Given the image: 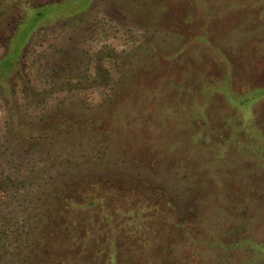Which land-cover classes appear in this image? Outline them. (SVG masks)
I'll list each match as a JSON object with an SVG mask.
<instances>
[{"label":"trees","instance_id":"obj_1","mask_svg":"<svg viewBox=\"0 0 264 264\" xmlns=\"http://www.w3.org/2000/svg\"><path fill=\"white\" fill-rule=\"evenodd\" d=\"M23 8L8 48L0 55V93L5 111L0 137L5 136L6 130L13 131L47 160L53 155L62 156L60 144L85 138L88 147L98 150L92 158L96 165L106 159L111 146L113 152L125 157L141 153L145 159L138 165L146 166L152 157L160 158L162 154L158 149L161 140L154 141L152 135L146 137L144 129L154 123L157 131L164 130L168 115L175 116L174 122L181 126L183 136L187 133L202 139L199 135H204L213 147L224 143L222 149L216 146L218 161L225 159L226 153L245 149L264 156V81L236 90L232 87L234 71L230 67L225 74L226 86H218L222 100H215L219 104L209 93L210 100L200 99L204 101L199 100L196 115L190 118L185 112L174 114L173 98L164 97L162 91L157 96L142 81L132 83L120 99H111L102 113L77 112L57 104L29 118L17 100L11 80L22 73L27 40L58 7L45 4ZM97 72L104 77L105 67H97ZM32 87L28 83L26 97L34 99L38 93ZM113 90L118 92L117 88ZM190 97L186 98L191 100ZM140 140L149 145L140 147L147 149L144 152L139 146L128 145ZM173 142V149L169 144L162 152L170 149L169 152L182 153L183 146ZM74 149L84 152L80 146ZM81 156L85 161L91 160L85 153ZM261 165L247 168L251 179ZM14 167L19 171L20 166ZM13 173L0 168V264H254L255 260L245 257L253 253L264 257V237L258 238L254 228L256 221L264 219V211L260 215L241 210L237 195L224 193V181L216 185L209 180V194L205 199L196 195L199 209L191 211L179 206L162 183L149 178L135 180L125 169L120 175L117 171L102 174L96 169L78 171L68 179L64 178L67 172H57L44 181L36 178V182L21 180L20 176L11 179ZM199 182L205 183L204 178ZM261 188L257 182L251 188H243L240 195L256 201L262 197ZM159 195L161 202L155 200ZM194 212L201 219L198 229ZM206 212L209 213L203 218Z\"/></svg>","mask_w":264,"mask_h":264},{"label":"rangeland","instance_id":"obj_2","mask_svg":"<svg viewBox=\"0 0 264 264\" xmlns=\"http://www.w3.org/2000/svg\"><path fill=\"white\" fill-rule=\"evenodd\" d=\"M0 1V55L8 48L10 34L22 18L24 5L58 7L27 40L21 60L22 73L11 80L17 100L29 118L57 104L77 112L102 113L111 99L117 96L120 99L135 81L147 83L157 96L161 91L164 97L171 96L174 114L185 112L190 118L196 115L200 99L210 100L209 93L216 105L219 104L216 98L222 100L218 86H226L228 67L234 71L231 81L236 90L264 81V0ZM99 66L105 67L104 77L98 75ZM210 82H213L211 88ZM28 83L38 93L34 99L26 97ZM115 88L118 92H114ZM189 95L191 100L186 98ZM3 100L0 93V127L5 116ZM262 106L264 112V100ZM159 114L162 117V110ZM174 118L165 116L164 130L157 131L159 128L155 129L154 123L144 129L146 137L152 135L154 141L161 140L160 152H154L162 154L160 158L152 157L146 166L138 165L145 159L141 153L125 157L113 152L111 146L106 159L96 165L92 158L98 155V150L88 147L85 138L60 144L57 154L62 156L53 155L47 160L32 149L33 144L6 130L5 136L0 137V168L15 171L11 179L20 176L21 180L27 178L33 182L36 178L44 181L57 172H67L64 178L68 179L78 171L96 169L102 174L117 171L120 175L125 169L135 180L149 178L162 183L179 206L191 211L199 209L196 195L205 199L209 194V180L216 185L224 181V193L236 194L241 210L261 215L264 156L245 149L226 153L225 159L218 161L217 147L224 148V143L213 147L204 135H199L202 139L187 133L183 136ZM173 141L183 146L182 153L169 152L167 148V153L162 152L169 144L172 147ZM128 145L139 146L141 152L147 150L140 148L144 140ZM79 146L84 152L74 149ZM84 153L91 160L85 161L81 156ZM257 164L262 165L251 179L248 169ZM14 166H20L19 171ZM201 178L205 183L199 182ZM257 182L262 184L259 200L240 195L243 188H251ZM155 200L161 202L162 196ZM208 213L202 214L203 218ZM193 216L198 229L201 219H197L195 212ZM254 228L258 238L264 237V219L256 221ZM245 258L255 260L254 264H264L260 254Z\"/></svg>","mask_w":264,"mask_h":264}]
</instances>
